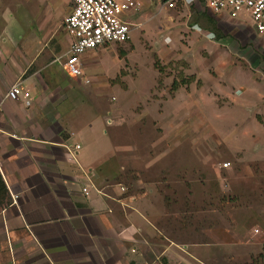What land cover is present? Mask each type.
<instances>
[{"label":"rangeland","instance_id":"rangeland-1","mask_svg":"<svg viewBox=\"0 0 264 264\" xmlns=\"http://www.w3.org/2000/svg\"><path fill=\"white\" fill-rule=\"evenodd\" d=\"M144 1L151 38L135 29L125 48L112 44L93 59L91 82L74 80L88 103L80 118L111 122L115 155L100 184L140 198L158 228L146 239L156 252L172 240L206 264H264V36L219 19L221 41H192L186 25L209 24L195 7L158 36V2ZM43 2L30 0L26 11ZM182 6L176 0L172 13ZM238 21L254 28L248 13Z\"/></svg>","mask_w":264,"mask_h":264},{"label":"crops","instance_id":"crops-1","mask_svg":"<svg viewBox=\"0 0 264 264\" xmlns=\"http://www.w3.org/2000/svg\"><path fill=\"white\" fill-rule=\"evenodd\" d=\"M29 1L0 0V172L10 194V202L0 208V264H206L172 240L156 252V242L146 239L156 236L158 228L140 208V198L121 193L115 184H109L112 191L100 184L115 155L111 122L102 116L80 118L78 108L88 103L74 80H82L64 68L71 43L64 20L74 3L45 0L28 13ZM140 1L129 15L132 31L143 29L151 38L142 25L147 15ZM152 1L158 2L153 18L158 36L194 10L207 13L209 24L186 25L192 41H221L219 19L264 36L227 10H210L207 0H179L183 6L176 13V0ZM131 40L130 35L126 42L86 51L81 57L85 83L91 82L87 70L100 52L112 44L125 48ZM120 54L129 60L125 51ZM200 61L205 59L195 60ZM16 84L22 93L12 98L8 92ZM177 85L174 80L172 89ZM180 250L182 260L177 261ZM159 254L166 261L160 262Z\"/></svg>","mask_w":264,"mask_h":264},{"label":"built area","instance_id":"built-area-1","mask_svg":"<svg viewBox=\"0 0 264 264\" xmlns=\"http://www.w3.org/2000/svg\"><path fill=\"white\" fill-rule=\"evenodd\" d=\"M73 8L65 17V25L71 35L69 54L64 68L72 76L84 75L81 57L91 49L109 43H123L130 39L135 26L129 19L133 10L141 7L140 0H72ZM208 8L216 13L229 11L233 18L241 13L251 15L256 31L264 34V0H207ZM170 6L174 3L171 1ZM22 93L19 84L13 85L8 92L12 98ZM28 95V92L25 93ZM76 145V148H79ZM230 161L223 163L225 168ZM261 229L255 228L256 232Z\"/></svg>","mask_w":264,"mask_h":264},{"label":"trees","instance_id":"trees-1","mask_svg":"<svg viewBox=\"0 0 264 264\" xmlns=\"http://www.w3.org/2000/svg\"><path fill=\"white\" fill-rule=\"evenodd\" d=\"M9 200H10L9 190L0 172V208L5 207L10 202ZM260 257L264 258V253L263 255L261 254Z\"/></svg>","mask_w":264,"mask_h":264}]
</instances>
